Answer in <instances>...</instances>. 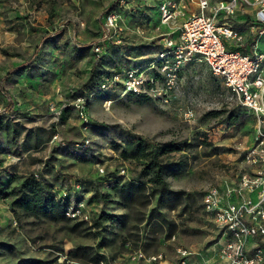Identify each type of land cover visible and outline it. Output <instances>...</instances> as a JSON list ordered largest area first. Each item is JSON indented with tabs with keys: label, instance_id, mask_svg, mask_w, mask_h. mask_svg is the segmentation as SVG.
<instances>
[{
	"label": "rangeland",
	"instance_id": "obj_1",
	"mask_svg": "<svg viewBox=\"0 0 264 264\" xmlns=\"http://www.w3.org/2000/svg\"><path fill=\"white\" fill-rule=\"evenodd\" d=\"M161 1L0 0V264H158L148 258L167 262L183 249L200 260L225 242L204 195L253 172L247 153L259 120L199 59L168 86L159 57L184 16L163 22ZM188 1L187 12L196 10ZM110 11L121 28L97 52ZM133 69L154 82L140 92L122 81L102 85ZM139 142L166 165L170 192L154 179L150 156H139ZM30 175L79 213L54 218L17 207ZM116 183L143 188L130 201Z\"/></svg>",
	"mask_w": 264,
	"mask_h": 264
},
{
	"label": "built area",
	"instance_id": "obj_2",
	"mask_svg": "<svg viewBox=\"0 0 264 264\" xmlns=\"http://www.w3.org/2000/svg\"><path fill=\"white\" fill-rule=\"evenodd\" d=\"M186 1L162 0L160 3L163 22L184 16L176 40L166 37L168 48L159 57L163 59L162 72L169 86L175 82L179 67L199 59L224 79L238 100L259 120L247 153L254 170L245 173L238 184L226 185L223 190L212 187L204 195L205 206L223 228L225 239L221 247L215 249L213 258L194 261L190 251L183 249L176 259L167 262L157 254L148 260L158 264H264V50L259 51L257 45L253 54L240 50L238 44L244 36L231 22L238 9L249 5L255 9L256 20L264 24V0H197L198 8L190 12H187ZM113 28L121 27L116 12L110 11L105 15L107 34L94 46L97 52L102 50ZM263 33L264 29L260 30V34ZM228 41H233L235 47L229 46ZM169 57L172 64L167 60ZM121 81L126 92H140L143 85L153 83L154 78L133 69L124 79H120L119 73L111 74L102 85L112 86ZM76 106L80 118L88 122L84 98L79 97ZM71 209L69 206L68 215L76 216L80 211ZM99 264L110 263L101 261Z\"/></svg>",
	"mask_w": 264,
	"mask_h": 264
},
{
	"label": "trees",
	"instance_id": "obj_3",
	"mask_svg": "<svg viewBox=\"0 0 264 264\" xmlns=\"http://www.w3.org/2000/svg\"><path fill=\"white\" fill-rule=\"evenodd\" d=\"M237 118L232 121L235 122ZM137 152L140 157H149V168L153 171V176L163 192H170L168 183L163 177L165 164L160 163L158 156L152 151H146V145L142 142L137 144ZM180 148L172 144L169 149L175 150ZM126 154V153H124ZM114 186H119L116 183ZM142 187L131 188L128 183H123L117 187L119 194L125 200H135L138 197ZM15 205L27 213L33 215L51 216L54 218H69L67 216L70 199L66 197H57L55 192L45 186L34 175L27 176L20 185L18 197L14 201ZM63 264V263H59Z\"/></svg>",
	"mask_w": 264,
	"mask_h": 264
},
{
	"label": "crops",
	"instance_id": "obj_4",
	"mask_svg": "<svg viewBox=\"0 0 264 264\" xmlns=\"http://www.w3.org/2000/svg\"><path fill=\"white\" fill-rule=\"evenodd\" d=\"M196 2L195 0L189 2V4H193V7L197 9L198 5ZM231 22L244 36V40L238 44L240 50L253 54L255 53V45H257L259 51L264 50V33L260 34V30L264 29V24L256 20L255 9L252 6L246 5L238 9L236 15L231 19ZM227 43L229 46L235 47L233 41H228ZM191 259L193 258L191 257ZM193 260L196 261V259ZM200 260L205 259L202 258Z\"/></svg>",
	"mask_w": 264,
	"mask_h": 264
}]
</instances>
